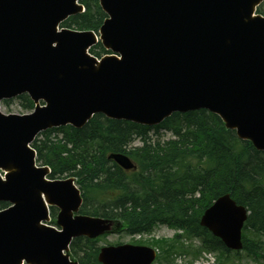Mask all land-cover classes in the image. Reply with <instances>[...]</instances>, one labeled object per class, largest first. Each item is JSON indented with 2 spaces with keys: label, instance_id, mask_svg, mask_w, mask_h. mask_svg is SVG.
Returning <instances> with one entry per match:
<instances>
[{
  "label": "water",
  "instance_id": "obj_1",
  "mask_svg": "<svg viewBox=\"0 0 264 264\" xmlns=\"http://www.w3.org/2000/svg\"><path fill=\"white\" fill-rule=\"evenodd\" d=\"M78 0H0V103L26 94L27 115L0 112V264H79L71 242L96 239L114 222L79 214L72 178L50 180L29 148L48 129H81L96 114L156 126L173 113L207 110L227 130L264 152V0H99L97 35L114 55L97 60L92 31H57L81 13ZM125 171V155H110ZM58 209L55 228L49 208ZM247 209L229 194L207 208L200 226L228 251L242 250ZM155 251L102 247L100 264H152Z\"/></svg>",
  "mask_w": 264,
  "mask_h": 264
},
{
  "label": "trees",
  "instance_id": "obj_2",
  "mask_svg": "<svg viewBox=\"0 0 264 264\" xmlns=\"http://www.w3.org/2000/svg\"><path fill=\"white\" fill-rule=\"evenodd\" d=\"M80 4L84 12L61 27L97 32L106 18L98 0ZM256 13L264 16V3ZM90 53L98 57L106 52L98 44ZM16 100L23 112L33 110L27 95ZM161 131L170 132V138L163 139ZM52 133L61 139L51 141ZM136 140L138 146L133 145ZM31 147L37 163L50 169V179H75L82 198L80 214L111 220L118 224V233L129 236L151 233L158 226L173 230L172 239L151 241L159 251L158 261L167 262L173 253L187 250L196 255L197 249L183 244L193 239L202 249L217 252L218 264H225L229 255L264 260V152L237 139L216 115L205 110L175 113L153 127L95 115L81 129L66 126L41 132ZM113 154L127 156L136 170L121 169L108 159ZM224 194L248 211L239 252L228 251L200 226L203 212ZM6 207L0 203V210ZM50 213V224L55 225L56 210L50 208ZM99 240H73L71 259L99 264Z\"/></svg>",
  "mask_w": 264,
  "mask_h": 264
},
{
  "label": "rangeland",
  "instance_id": "obj_3",
  "mask_svg": "<svg viewBox=\"0 0 264 264\" xmlns=\"http://www.w3.org/2000/svg\"><path fill=\"white\" fill-rule=\"evenodd\" d=\"M0 111L3 114H16V115H22L25 114L26 112H23L21 109V106L19 105L18 100H12L8 105L6 104H1L0 105ZM162 134L163 139H168L170 138V132H160ZM134 146H138L139 142L136 140L133 144ZM56 210V215L58 213V209L54 208ZM56 217V216H55ZM174 235V232L171 229H168L167 227L164 226H158L155 228V230L152 232L151 236L152 239H165V240H170L172 239ZM99 243L98 247H105V246H115V245H124L128 243H132L131 238L129 235H126L124 233H118L117 231L111 230L109 233H106L102 236L99 237ZM191 240H183V242L186 243V245L192 246L190 243ZM193 242V241H192ZM149 246H151V242L147 243ZM191 249H195V247L192 246ZM215 256L219 260V254L217 252H214ZM186 264H190L193 259L195 258V254L187 250L186 251ZM160 264V262H159ZM225 264H264V260L261 261H255L252 260L251 258L242 255L239 258H235L233 255L228 256V261Z\"/></svg>",
  "mask_w": 264,
  "mask_h": 264
},
{
  "label": "built area",
  "instance_id": "obj_4",
  "mask_svg": "<svg viewBox=\"0 0 264 264\" xmlns=\"http://www.w3.org/2000/svg\"><path fill=\"white\" fill-rule=\"evenodd\" d=\"M200 262H203V264H213L214 258L211 255H204L203 259H200Z\"/></svg>",
  "mask_w": 264,
  "mask_h": 264
}]
</instances>
